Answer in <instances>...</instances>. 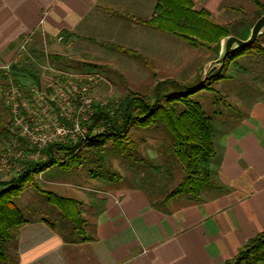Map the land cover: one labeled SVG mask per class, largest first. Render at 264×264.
Listing matches in <instances>:
<instances>
[{
    "label": "crops",
    "instance_id": "obj_1",
    "mask_svg": "<svg viewBox=\"0 0 264 264\" xmlns=\"http://www.w3.org/2000/svg\"><path fill=\"white\" fill-rule=\"evenodd\" d=\"M188 1L194 11L206 12L219 24L243 18L248 5V0ZM157 4L158 0H0V76L1 67L14 60L28 39L29 56L21 62H37L46 48L50 67L56 63L74 70L73 63L65 61L76 51L83 54L77 59L83 65L110 70L114 86L121 83L140 91L146 84L153 88L158 79L179 82L200 77L211 60L201 47L139 23L157 13ZM59 36L62 41L56 42ZM249 102L247 114L213 122L212 184L202 189L198 199L165 200L163 191L176 186L184 171L180 165L170 170L168 165L175 160L162 161L157 151V155L150 149L145 152L144 143L142 155L135 145V157L144 165L127 161L113 169L111 164L119 175L115 181L95 178L83 167H54L41 173L39 191L74 202L84 222L85 239L73 228L72 237L57 230L55 222L67 220L56 207L49 208L42 194L55 219L25 218L12 243L17 264H225L233 260L249 240L264 232V97Z\"/></svg>",
    "mask_w": 264,
    "mask_h": 264
},
{
    "label": "trees",
    "instance_id": "obj_2",
    "mask_svg": "<svg viewBox=\"0 0 264 264\" xmlns=\"http://www.w3.org/2000/svg\"><path fill=\"white\" fill-rule=\"evenodd\" d=\"M256 8L251 22L240 19L226 27L212 21L204 11H194L188 0H158L156 14L148 21H140L142 25L155 28L186 41L192 47L218 49L219 41L227 36L245 39L239 30L248 29L264 14V3L250 0ZM259 56L264 58V34L260 35L249 47L231 51L226 57L222 70L242 56ZM15 66L12 67L15 68ZM26 74L39 84V77L29 69ZM221 79L215 76L213 79ZM13 79L17 78L13 76ZM162 86V85H161ZM204 89L203 84L193 88H184V92H168L156 98L153 104L135 93H129L116 103H109L106 108L99 109L93 119V127H103V132L86 142L75 146L53 144L43 150L45 160L20 161V171L7 181L0 180V264H17L12 243L16 239V229L26 223L15 200L28 184H33L34 176L54 167L72 170L92 164L94 159L102 161L99 155L107 148L114 146L119 150L118 157L133 161L135 145L129 133L133 128H144L149 125H165L174 139L172 154L181 163L184 176L180 183L165 197L170 200L179 197L198 199V193L212 184L211 167L215 161L214 124L204 114L197 102H191L189 95ZM159 85L154 91L157 93ZM176 104L182 105V111L176 110ZM4 136L15 137V133L2 129ZM19 147L28 151L25 141L19 139ZM110 146V147H111ZM135 157V156H134ZM91 158V159H90ZM108 166V165H107ZM91 176L107 181H115L119 175L110 170L97 171L89 169ZM39 191V190H38ZM48 202L56 207L61 217L67 220L74 232L85 239L82 230L83 220L74 209V202L53 193L40 191ZM264 262V232L259 233L244 246L237 256L225 264H258Z\"/></svg>",
    "mask_w": 264,
    "mask_h": 264
},
{
    "label": "rangeland",
    "instance_id": "obj_3",
    "mask_svg": "<svg viewBox=\"0 0 264 264\" xmlns=\"http://www.w3.org/2000/svg\"><path fill=\"white\" fill-rule=\"evenodd\" d=\"M260 1L264 3V0ZM247 2L248 5L243 8V18H240L246 20V22L248 23L254 19V12L256 8L250 0H248ZM240 18L238 20H240ZM238 20H235L230 23L227 22L228 24H217L226 27L227 25H230ZM249 31L250 28H244L242 30H239V33L246 39L249 35ZM221 40L219 41V46L217 50L215 49V47H213V45H211L209 48L201 47L205 54V57H207L208 60L211 59L208 62L203 75H201L200 77L193 78L191 80H189L188 78H184V80L186 79L185 81L183 79H179V82L175 81L174 79H167L163 81H159L158 79L156 85H159V89H164V91L159 90L158 93L154 91L156 85L153 88H150L146 84L145 86L141 87L140 91H138L137 88H129L127 86H124L118 81L117 83H119V85L114 86L113 84H111L110 70H107L106 68H104V66L101 65L98 66V68L96 69L90 66L83 65L82 63L77 61V59L80 60L79 56L83 54H77L76 51H74L72 55L66 57L67 60L65 61L66 64L73 63V66H70L72 67L71 69L74 70H67L63 67L62 64L56 63L55 65L52 64L51 67L53 66L52 68L65 72L89 71L99 74L103 80L101 81L100 86L97 87L98 89H96L95 95L99 98L107 99L108 103L112 101L116 103L119 99H122L127 94L135 93L138 96L144 97L149 104H153L156 98L163 96L165 93L184 92V88H193L199 84H203L204 89L189 95V100H191V102H197L199 104L201 111L204 114V118H211L212 122H221V120L225 118H238L241 115L243 116V114H247L250 111L249 101L252 99L254 100L255 98L258 100H262L264 97V58L255 55L245 57L242 56L235 58L233 62L230 61L229 65L225 68V70H222V65L224 62L219 65H213L211 66V68H209V64L212 61L218 59L220 55ZM180 42L183 46H185V44L187 45V43L182 40H180ZM83 58L87 59L88 56L84 55ZM23 59L24 58H22L21 60ZM21 60L18 61L16 67L12 70V77L14 76L17 78L16 80L12 79V82H18L19 84L21 82L25 87H28L29 84L34 83V79L25 72L26 69H29L32 70L39 77L40 88H44L47 85V82L51 79V72L47 70L50 65L47 64L45 56H40L37 62H33V64H25V61L21 62ZM183 75H185V73ZM216 75L222 76L223 78H217L216 80H214L213 78ZM3 77L0 76V94L8 86L7 79ZM144 84L145 82H143L142 85ZM175 108L178 112L182 111L183 109L182 105L180 104H176ZM4 128L8 129L11 134L14 133L6 108L4 107L2 100L0 99V155L5 150L9 149L12 146L13 142L12 137L4 136L2 134V129ZM129 136L132 142H134V145H136V148H142L143 145H140L144 143L145 152L148 151L146 149H150L151 151L149 150V152H151L152 155H157L158 152V158H160L162 161H164L166 158L175 160L173 164L168 165V168L170 170H174V166L176 165L181 166V163L177 160L175 154H172V152H170V150H173L174 139L165 125H149L148 127L144 128H133L130 130ZM110 146V144L107 145V148L99 153V155H104V159L102 161H97V159H94L92 164L86 163L84 165L85 167H83V170L96 169L97 171L101 170L103 172H106V170L108 169L114 172L111 169V164L113 166V169L116 164H126L127 160L125 159V162L122 161L121 163V161H119L120 159L123 160L122 157L120 158L117 155L119 154V150L116 149L114 146ZM139 151L142 155V150L140 149ZM133 155L135 156V152L133 153ZM134 156L132 163H135V165L138 166L144 165V163L139 162L138 158ZM111 158L115 160L112 161V163ZM119 170L120 172L126 175V173L123 171V167L120 166ZM16 174L17 171L15 170V168H13L11 172H8L6 174L0 172V180L7 181L14 177ZM62 174H65V172L62 171L61 175ZM148 174L150 176V173ZM39 175L34 176L33 184H28L25 187L23 192L19 195V199L15 201V204L22 211L24 217L28 220L33 219L37 216L45 215L53 222L55 217L48 212L44 201L45 197L42 195V193H36V191L40 190L41 188V184L38 180ZM154 176L156 178V175ZM177 178H179V176H176V178H174V181H177ZM156 183L154 184L156 185ZM176 186L172 184L170 187L163 191V195L165 194V192L168 194ZM49 208L55 207L50 205ZM55 224L57 230H59L62 235H66L67 237L73 236L70 232V230L72 229V225L69 222L61 221L60 223L55 222Z\"/></svg>",
    "mask_w": 264,
    "mask_h": 264
},
{
    "label": "built area",
    "instance_id": "obj_4",
    "mask_svg": "<svg viewBox=\"0 0 264 264\" xmlns=\"http://www.w3.org/2000/svg\"><path fill=\"white\" fill-rule=\"evenodd\" d=\"M43 22L42 19L39 25ZM55 41L61 42L62 37ZM44 54L47 58L46 48ZM27 56L28 39L21 43L14 60L1 67L8 86L1 92L0 99L16 135L12 137V146L0 155L3 174L13 168L18 173L20 161L45 160L42 152L50 145L75 146L101 134L103 127L99 124L93 127V119L99 109L109 105L107 99L95 95L103 80L95 72H65L48 67L51 79L44 88L35 81L28 87L12 82V67ZM19 139L27 143L28 151L19 147Z\"/></svg>",
    "mask_w": 264,
    "mask_h": 264
},
{
    "label": "water",
    "instance_id": "obj_5",
    "mask_svg": "<svg viewBox=\"0 0 264 264\" xmlns=\"http://www.w3.org/2000/svg\"><path fill=\"white\" fill-rule=\"evenodd\" d=\"M264 34V14L258 18L250 28L249 35L245 40L234 36H227L221 40V50L218 59L209 64V68L213 65H219L224 62L231 51L249 47L260 35Z\"/></svg>",
    "mask_w": 264,
    "mask_h": 264
}]
</instances>
